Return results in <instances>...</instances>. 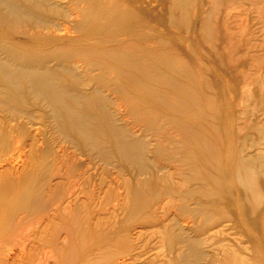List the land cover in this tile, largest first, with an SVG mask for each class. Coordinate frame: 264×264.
Masks as SVG:
<instances>
[{"label":"bare ground","instance_id":"obj_1","mask_svg":"<svg viewBox=\"0 0 264 264\" xmlns=\"http://www.w3.org/2000/svg\"><path fill=\"white\" fill-rule=\"evenodd\" d=\"M246 5L264 0H0V237L18 214L13 230L36 228L45 205L79 220L101 164L128 176L129 219L155 223V195L173 200L164 264H264V54L242 86L260 125L237 126L227 96ZM241 218L249 247L218 230Z\"/></svg>","mask_w":264,"mask_h":264},{"label":"rangeland","instance_id":"obj_2","mask_svg":"<svg viewBox=\"0 0 264 264\" xmlns=\"http://www.w3.org/2000/svg\"><path fill=\"white\" fill-rule=\"evenodd\" d=\"M263 11L264 8H256L254 5L240 8V20H243L245 32L236 34L240 57L232 62L238 67L240 84L235 88L234 98L232 97L233 93L227 94L230 102L234 104L233 109L237 113L239 112L237 126L240 128L247 123L258 124V116H256L258 114L256 113H261L259 109L255 108L254 100L245 101L246 97L242 98L244 96L242 86L258 75L251 64H248V56L264 54ZM241 30L243 29L240 28L238 31ZM252 91L256 94L258 90L254 88ZM251 114L256 117H252ZM250 116L252 119L249 120ZM260 116L259 114V121L262 119ZM246 119L249 121L246 122ZM252 133H255V130H249L250 136H256V134L251 135ZM241 142H245V140L240 134V145ZM14 167L18 172H21V164ZM97 171L96 195L91 200L85 197L81 198L79 220H72L71 217L65 219L64 216L54 217L50 214L49 206L45 205L37 214H32L39 218H45V221L40 222L36 228L25 224L18 232L17 228L13 230L17 221L25 219V214H18L19 216L14 221L9 222L1 234L4 236L0 237V264H164L171 255L168 247L163 244L160 233L162 224H169L168 222L174 219L175 212L171 207L173 205L171 197L163 192L155 195L151 209L157 211V220L159 221L143 223L147 219V213L144 212L137 213L129 219L121 209L126 201L123 184L128 176L120 175L112 168L106 169L101 164ZM167 172L172 173L173 169L170 168ZM59 182L57 179H51L48 185L47 181L45 193L48 194L49 191H52L58 194L60 188L57 184ZM49 203L46 199L43 202V204ZM66 203L64 202L62 207L69 205ZM164 205L171 208L167 214L161 210ZM242 220L241 223L246 221L247 226L240 223V229H231L230 231L228 224H224V227L220 226L218 230H222L220 232L224 237L240 240V247L243 245L249 247L251 245L249 234H251L252 228L249 218ZM74 222H80L78 227ZM224 228L225 230H223ZM242 228L249 229L243 230ZM28 229L31 230L29 235L23 236L26 235ZM108 240H111L109 244L114 247V251L109 255L107 253L108 247H110Z\"/></svg>","mask_w":264,"mask_h":264}]
</instances>
